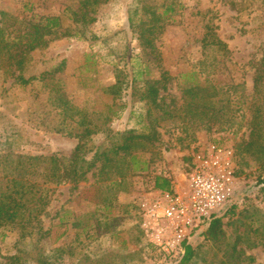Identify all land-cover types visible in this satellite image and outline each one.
Returning <instances> with one entry per match:
<instances>
[{"label": "rangeland", "instance_id": "rangeland-1", "mask_svg": "<svg viewBox=\"0 0 264 264\" xmlns=\"http://www.w3.org/2000/svg\"><path fill=\"white\" fill-rule=\"evenodd\" d=\"M77 1L0 0V9L22 14L26 2L33 6L34 14L59 15L68 4ZM135 1L111 0L100 7L95 14L97 21L90 26L96 39L87 42L60 37L37 56L38 64L28 73L39 74L65 62L64 71L57 78L62 79L68 99L90 113L111 115L119 111L118 116L112 115L109 126L120 132L137 128V113L133 114L132 110L140 111L143 106L133 105L128 94L123 93L117 103L128 104L127 108L120 111L118 106H113L110 110L113 97L104 94L102 89L115 84L114 64L118 61L110 55L105 44L121 49L126 43V34L121 33L115 38L113 34L127 28V7ZM152 1L158 5L167 2ZM230 1L177 0L176 14L169 19L165 33L157 43L162 52V67L173 77L170 93L181 99L191 82L187 81V75L196 71L198 78L214 80L225 89L220 92V97L230 98L226 119L231 121L211 127L200 125L189 131H185L178 120L163 122L162 141L136 153L140 164L143 166L146 162L147 168L132 171L125 184H118L117 178L99 181L98 171L94 169L77 189L69 183L52 186L51 203L43 217L49 234L43 244L47 250L64 248L68 252L64 264H178L180 255L165 256L143 226L148 221L147 209L162 193L154 189V178L157 175L171 177L175 190L172 195H183L197 156L208 154L212 145L228 154L229 170L237 180L235 199L219 213L225 215L235 209L234 215L225 216V229L229 235L236 230L246 233L240 247L255 259L253 264H264V245L259 244L262 239L264 243V162L259 156L245 151L255 110L262 107L264 116V92L259 99L253 98L254 69L251 64L263 55L264 0H233L239 5L238 13L231 9ZM210 19L212 34H217L228 44L231 54L214 71L208 69L203 73L199 62L206 59L210 63L217 55L202 47V43H214V36L206 35ZM129 38L132 57L127 65L123 61L120 65L138 73L142 69L139 44ZM151 69L150 77L159 78L157 67L153 65ZM227 89L229 92L226 93ZM13 92L9 100H0V155L11 148L22 154L70 156L78 141L56 132L60 119L56 109L48 104L47 95L35 86L26 90L16 88ZM9 137L12 146L5 145ZM96 139V145L103 142V136ZM257 228L260 231L254 233L253 229ZM201 232L191 239L192 245L199 249V264L203 259L211 261L213 258ZM16 241V232L1 230L3 259L15 254Z\"/></svg>", "mask_w": 264, "mask_h": 264}, {"label": "trees", "instance_id": "trees-1", "mask_svg": "<svg viewBox=\"0 0 264 264\" xmlns=\"http://www.w3.org/2000/svg\"><path fill=\"white\" fill-rule=\"evenodd\" d=\"M110 1L78 0L68 4L59 15L34 14L33 6L26 2L23 3L22 14L15 15L0 9V100L12 98L16 88L26 90L35 86L40 93L47 95L48 104L58 112L60 121L56 132L78 141L70 156L22 154L11 148L0 155V233L2 229H9L17 234L15 254L3 259L0 250V264L66 262L68 252L64 248L47 250L43 244L49 234L44 227L43 217L51 203L52 186L69 183L73 189H77L88 180L87 176L94 169L98 171L99 181L117 178L120 180L118 184H125L132 171L147 168L146 162H143V166L140 164L136 153L148 146L155 147L156 143L162 141L163 122L178 120L181 127L189 131L200 125L211 127L216 123L225 125L231 121L226 119L230 98L220 97V92L225 89L214 80L198 78L199 73L196 71L187 75V81L191 82L184 89L181 99L170 93L173 77L162 67V52L157 42L165 33L169 19L176 14L177 0H167L163 5L152 0H136L127 7V28L113 34L114 38L121 33L126 34V43L121 45V49L105 44L110 55L118 62L114 64L115 84L102 91L113 97L110 110L113 106H118L120 111L127 108L128 104L117 103L123 93L128 94L133 105L138 103L143 106L140 111L132 110L133 114L137 113V128L114 131L109 124L112 122V115L118 116L119 111L111 115L90 113L88 109L74 105L67 97L62 79L57 78L64 71L65 62L39 74L28 75L32 67L38 64L37 56L52 41L60 37H73L87 42L96 39L97 35L91 31L90 26L97 21V10ZM230 6L236 13L240 11L237 9L239 5L233 0L230 1ZM211 21L212 19L206 26L207 36L214 33ZM129 36L138 42L140 48L142 69L138 73H132L124 66L132 57ZM213 36L214 43H202V47L206 52H216L217 55L210 63L206 59L199 62L203 73L208 69L214 71L231 54L228 44L217 34ZM261 51L262 58L251 62L254 69V99H259L262 91L264 92V48ZM122 61L125 62L123 67L120 65ZM153 65L160 72L159 78L150 77ZM262 113V107L254 112L245 151L259 156V160L264 162ZM98 136H103V142L96 145ZM7 144L13 145L10 137L5 142ZM262 183L264 186V180ZM154 189L163 193H175L173 180L166 175L155 176ZM234 214L235 209H232L225 215H213L207 221L201 235L209 244L213 258L211 261L203 259L200 264L255 263V259L240 247L247 234L236 230L229 235L225 229V216ZM260 228L253 229L254 233H258ZM191 239L184 242L178 264H199V249L192 245ZM259 244L264 245L263 239ZM221 254L222 258L219 257Z\"/></svg>", "mask_w": 264, "mask_h": 264}, {"label": "built area", "instance_id": "built-area-1", "mask_svg": "<svg viewBox=\"0 0 264 264\" xmlns=\"http://www.w3.org/2000/svg\"><path fill=\"white\" fill-rule=\"evenodd\" d=\"M236 187L237 180L229 170L228 154L212 145L208 154L197 156L185 193L159 194L157 201L147 209L148 221L143 226L165 256L180 255L184 242L235 199Z\"/></svg>", "mask_w": 264, "mask_h": 264}]
</instances>
